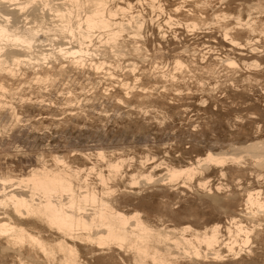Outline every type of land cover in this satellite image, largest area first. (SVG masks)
I'll list each match as a JSON object with an SVG mask.
<instances>
[{"label": "rangeland", "instance_id": "1", "mask_svg": "<svg viewBox=\"0 0 264 264\" xmlns=\"http://www.w3.org/2000/svg\"><path fill=\"white\" fill-rule=\"evenodd\" d=\"M125 1L134 5L132 14L139 13L144 18L142 36H134L130 30L122 33L120 41L123 42L125 54L112 53L108 46L107 50L102 48V42L94 36L90 48L97 47L99 52L104 50L100 54L96 51L99 56H92V61H105L100 70L91 69L89 59H86L84 67L78 69L72 60L69 62V58L60 63L64 71L59 72L60 66L52 61V71L23 69L4 81V86L10 90L0 91L3 95L0 98L7 104L6 108L0 109V175L22 176L43 162L54 165V155L64 156L73 167H88L97 163V167H102L103 172L107 173V160L124 158L121 175L115 177L114 182L110 181L114 186L119 184L115 186V194L119 196L123 191L129 194L138 192L135 196L128 194L120 197L124 206L142 211L144 218L157 225L180 227L190 224L202 229L214 222L225 224L230 216L244 211L239 204L248 189H262L264 192V177L259 180L256 175L260 171L264 174V169L255 166L247 154H244L247 158H244L240 168L229 163L224 165L225 176L220 173L221 167L210 164L209 168L197 173L192 181L183 177L167 185L168 193L149 187L151 184H142L144 182L130 185L128 178L130 173L136 174V171L137 174L151 173L154 179L159 178L157 176H163L168 166L197 165V159H202L209 151L221 152L228 150L232 144L240 146L264 139V35L258 38L259 42L256 41V46L263 53L255 54L226 41L220 27V24H227L228 27L236 28L234 17L242 11L243 15L239 14L244 20L252 11V16H259L261 18L257 20L264 22V0H197L201 9L194 16L195 21H198L195 29L187 27L190 19L183 13V9L189 7L190 0H159L161 4L158 6L156 2L153 8L149 6V0H110V5H124ZM178 2H184L182 10L174 11ZM250 5H257V10L252 7L250 11ZM220 11L230 16L225 20H213L212 15ZM120 17L123 18V15ZM127 18L128 15L125 16L126 22ZM239 38L244 43V35ZM134 44L142 48L141 53L138 52L141 55L132 50ZM226 55L237 60L239 68L236 72L226 71L230 68L220 63L219 60ZM177 58L187 64L191 71L187 67L180 71L171 69L173 60ZM253 59L260 60L259 70L242 62L251 63ZM211 61L221 71L211 73L205 70V65ZM35 72L48 78V81L35 80ZM169 73L173 75L167 78ZM98 150L105 151V161L97 158ZM89 178L96 181L93 175ZM200 180H208V190L211 188L214 193L223 192L235 198L233 203L227 209L220 208L213 194L209 191L206 194L199 186ZM163 181L167 183V180ZM218 185L219 189L216 190ZM262 233L258 239H252L254 252L251 255L242 254L243 259H230L228 256L222 262L264 264ZM86 257L91 264H124L118 257L112 260L96 257L93 261ZM182 262L186 264L188 261L181 259ZM207 263H210L209 259ZM0 264L15 263L10 255L4 254L0 255Z\"/></svg>", "mask_w": 264, "mask_h": 264}, {"label": "bare ground", "instance_id": "2", "mask_svg": "<svg viewBox=\"0 0 264 264\" xmlns=\"http://www.w3.org/2000/svg\"><path fill=\"white\" fill-rule=\"evenodd\" d=\"M190 1L189 7L183 9V13L190 19L187 21V27L195 29L198 21H195L194 16L200 13L201 8H199L197 0ZM156 2H158V6L161 4L159 0L148 1L152 8L156 7ZM180 4H177L175 9L173 8L174 11L182 10L184 2L181 6ZM132 5L130 1H125L124 5L111 6L110 0H0V91L10 90L4 86V81L14 77L19 71L23 69L50 71L53 68L52 61L60 66V68L58 67L59 72L64 71V66L60 63L69 58V62L72 60L78 69L84 67L86 59L91 60L89 63L91 69H99L104 66L105 61H92V56L96 55V51L99 50L96 49L97 47L90 48L94 36H97L104 46L99 47L107 50L106 46H108L112 53L123 54V42L120 41L122 33L130 30L134 36L138 37L144 24L142 15L132 14V8H134ZM252 5L248 9L250 8L251 11V8L254 7L257 10V5ZM160 9L162 8L160 7ZM242 12L239 13L242 14ZM251 12L248 13L246 20L239 13L234 17L235 19L232 17L237 23L236 28L228 27L227 24H220V27L226 41L238 46L241 50L245 48L248 52L260 54L263 52L256 46V41L259 42L258 38L264 35V22L257 20L259 16L255 18ZM120 15H123V18L119 19ZM126 15H128L127 22ZM201 16L198 17L201 18ZM212 16L213 20L220 21L228 18L230 14L220 11ZM204 18L206 19V17ZM205 21L204 24L208 26ZM242 34L244 43L239 41ZM132 47L136 53L142 49L138 44H134ZM103 51L100 50L101 53ZM240 54L244 55L242 51ZM178 58L173 60L174 66L171 69L179 71L183 67L189 69L187 64ZM219 61L226 65L225 67L230 68L226 71L236 72L239 68L237 60L235 61L229 55ZM242 62L248 67L253 65L257 70L260 68V60L259 62L257 60L250 61L251 63L245 60ZM217 68L219 69L216 64L214 65V62L205 65V70L211 73L221 71ZM235 72L234 74H237ZM35 73L37 76L34 78L39 82H45L48 79L38 72ZM172 75H168L167 78ZM214 75L216 74L214 73ZM251 77L254 80L253 76ZM248 78L250 77L248 76ZM0 96L3 95L0 94ZM1 98L0 109H3L7 104ZM18 116L20 115L16 117ZM104 152V150H98L97 158L105 161L106 153ZM244 154L254 161L255 166L264 169L263 139L240 146L232 144L228 150L221 152L209 151L202 159L200 157L197 159V165L190 163L183 166H168L170 164L166 163L168 164L166 172L164 171L165 173L161 177L157 176L159 178L154 179L151 173L137 174L136 171V174H129V183L126 182L130 185L144 182L142 184H151L149 187L168 193L167 185L169 186L172 182H177L176 180L183 177L192 181L197 173L209 168L210 164L221 167L222 175H226L223 167L228 163L237 168L242 167L246 157ZM108 159L110 158L108 157ZM53 160L54 165L49 166L43 162L40 166L33 167L27 175L12 177L0 175V255H10L15 264H91L86 256L92 261L96 257L106 260L118 257L124 264H184L180 263L181 259L188 261L185 262L186 264H224L222 261L225 257L243 259L242 254L251 255L254 252L252 239H258L264 232V223L262 222L264 192L262 189H248L239 204L244 211L230 216L225 224L214 222L202 229L194 228L190 224L171 227L154 224L144 218L142 211L131 210L124 206L120 197L127 196L128 192L123 191L120 196L115 194L117 191L115 186H119V184L114 186L110 184V181L114 182L115 177L120 174L126 159L107 160V173L103 172L102 167H97L99 165H96L97 163L88 167H73L64 156L54 155ZM143 171L145 172V170ZM262 172L256 174L259 180L264 177ZM125 173L123 174L125 175ZM90 175H93L96 181L90 180ZM163 180H167V183ZM207 181L200 180L199 186L205 190L206 194L207 191L213 194L212 197L220 208L227 209L235 198L233 199L229 194L225 195L223 192H219L223 195L214 193L211 188L208 190ZM141 189L143 188L141 187ZM217 189H219V185ZM137 193L133 191L129 195L135 196ZM208 259L210 263H207Z\"/></svg>", "mask_w": 264, "mask_h": 264}]
</instances>
